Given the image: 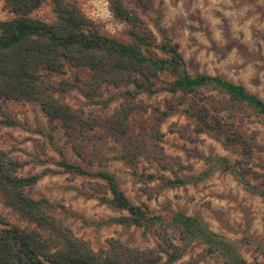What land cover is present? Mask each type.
<instances>
[{"label":"trees","instance_id":"16d2710c","mask_svg":"<svg viewBox=\"0 0 264 264\" xmlns=\"http://www.w3.org/2000/svg\"><path fill=\"white\" fill-rule=\"evenodd\" d=\"M45 1L4 0L12 17L0 20V99L38 102L50 120L60 122L74 154L98 169L89 170L67 159L53 140L56 123L46 134L58 153L56 160L34 157L18 161L0 148V204L24 222H11L0 211V264H199L209 258H214L216 264H264L257 257L245 258L236 240L212 230L200 216L172 210L169 205L151 209L144 202L133 203L116 175L107 169L110 161L121 160L145 192L154 181L159 186L180 187L223 171L247 192L264 198V163L256 161L264 144L257 140L258 131H248L245 125L251 116L264 121V99L221 75L188 72L167 29L157 23L161 34L157 42L146 22L124 0L107 2L111 15L129 26L128 42L102 33L76 0H49L55 13L52 22L32 16ZM136 2L143 9L151 4V0ZM67 66L85 68L89 77L83 81L78 75L64 77ZM109 86L119 90L103 97ZM73 87L80 89L87 103L99 105L102 113L67 103L65 97ZM159 93L168 94L162 105H149L141 98L142 94L151 97ZM115 99H119V105L108 114L106 109ZM178 110L187 122L173 123L169 131L189 141L197 140L201 133L211 135L235 157L197 154L205 166L198 172L178 175L180 171H191L192 166L175 159L173 169L160 145L161 124ZM139 112H149L148 119L135 130L131 117ZM0 125L24 128L2 111ZM141 160L154 163L157 169L148 172V166L139 171ZM29 162L52 163L59 169L46 166L39 172L20 175L19 169ZM60 172L70 179L81 176L91 185H98L97 189L90 187L91 191L72 185L63 188L124 212L98 221L75 212L66 214L97 228L110 223L142 228V233L153 228L156 245L139 248L111 236L106 247L95 249L76 235L52 212L57 207L65 210L63 205L44 196H31L39 179ZM147 194L150 197L151 192ZM244 232V242L253 244L254 251L264 257V244L246 229ZM193 246L200 250L181 260L187 248Z\"/></svg>","mask_w":264,"mask_h":264},{"label":"rangeland","instance_id":"374dc122","mask_svg":"<svg viewBox=\"0 0 264 264\" xmlns=\"http://www.w3.org/2000/svg\"><path fill=\"white\" fill-rule=\"evenodd\" d=\"M76 1L102 33L123 42L131 40L128 35L129 26L111 15L107 0ZM124 1L128 7L138 12L152 30L157 42L161 39L157 23L167 29L183 55L188 72L221 75L229 81L244 85L264 99V0H151L147 9L141 8L136 0ZM32 16L47 22L55 20L51 2L49 0L43 2L32 12ZM11 17L12 14L4 6V0H0V20ZM75 75H78L81 81L86 80L89 77V70L67 66L64 77L72 79ZM118 90L119 88L109 86L103 97ZM167 96L166 93L151 97L142 94L141 98L149 105H162L163 99ZM65 100L73 107L102 113L99 105L87 103L78 87L71 88ZM118 105L119 99L112 101L106 109L107 113H112ZM0 111L8 112L13 119L24 125V128L0 125V148L8 151L18 161H30L34 157L58 159V153L46 136L50 126L56 123L57 126L52 132L53 140L56 146L63 150L67 159L89 170L98 169L96 166H88L74 154L66 142L67 136L60 122L50 120L38 102L3 98L0 99ZM148 113L139 112L132 115L131 121L136 125L135 130L141 121L148 119ZM146 122L148 121L143 123ZM186 122V117L178 110L160 126L163 133L160 145L166 161L173 169H176L175 159L192 166L191 171H180L178 175L198 172L205 166L197 154L225 155L231 159L235 157L232 150L224 149L211 135L201 133L197 140L189 141L168 130L173 123ZM245 125L248 131L257 130V140L264 144V121L251 116ZM38 129L42 130V133L37 132ZM257 157L256 161L264 163V151L257 152ZM46 166L59 169L52 163L29 162L19 169L18 173L28 175L39 172ZM148 166V172L157 169L154 163L141 160L139 171ZM107 169L116 175L121 188L133 203L144 202L151 209L169 205L172 210L200 216L212 230L236 240L245 258L252 260L253 257H257L258 260H264L263 255L254 251L253 244L244 242L246 229L252 238L264 244V198L247 192L228 172L216 171L206 180L180 187L159 186L154 181L149 183V188L146 189V192H151L149 197L148 192L143 190V185L134 182L130 169L121 160L110 161ZM165 174L171 175L169 171ZM87 181L81 176L70 179L66 173H50L38 180L31 196L33 198L44 196L54 204L63 205L65 210L57 207L52 210L53 214L62 218L76 235L88 240L95 249L106 247V240L111 236L139 248L156 245L157 237L153 228L146 233H142V228L124 227L116 223L97 228L66 214V211L75 212L86 219L98 221L124 213L101 204L96 198H87L74 189L63 188L68 185L78 187L82 191H91L90 187L98 188V185L93 183L91 185ZM0 211L11 222L24 223L1 204ZM199 250L200 247L197 246L188 247L186 255L181 260H187ZM199 264H216V260L209 258Z\"/></svg>","mask_w":264,"mask_h":264}]
</instances>
